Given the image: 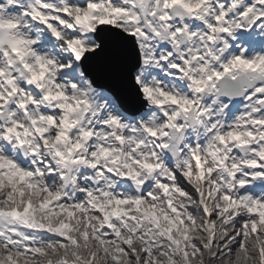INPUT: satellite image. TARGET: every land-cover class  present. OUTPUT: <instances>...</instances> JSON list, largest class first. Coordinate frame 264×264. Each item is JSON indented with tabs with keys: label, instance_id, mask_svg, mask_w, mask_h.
<instances>
[{
	"label": "snow or ice",
	"instance_id": "snow-or-ice-1",
	"mask_svg": "<svg viewBox=\"0 0 264 264\" xmlns=\"http://www.w3.org/2000/svg\"><path fill=\"white\" fill-rule=\"evenodd\" d=\"M0 264H264V0H0Z\"/></svg>",
	"mask_w": 264,
	"mask_h": 264
}]
</instances>
